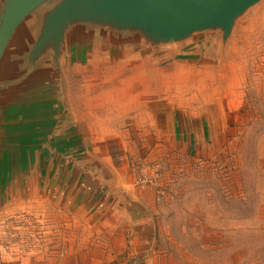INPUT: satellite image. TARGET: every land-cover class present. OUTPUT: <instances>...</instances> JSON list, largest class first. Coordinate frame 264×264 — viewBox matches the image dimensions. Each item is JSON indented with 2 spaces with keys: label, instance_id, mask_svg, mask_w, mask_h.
<instances>
[{
  "label": "water",
  "instance_id": "95a60500",
  "mask_svg": "<svg viewBox=\"0 0 264 264\" xmlns=\"http://www.w3.org/2000/svg\"><path fill=\"white\" fill-rule=\"evenodd\" d=\"M250 26H264V0H0V215L127 211L148 257L155 214L95 151L97 108L120 93L159 114L191 89L210 116L235 92L230 51Z\"/></svg>",
  "mask_w": 264,
  "mask_h": 264
},
{
  "label": "rangeland",
  "instance_id": "374dc122",
  "mask_svg": "<svg viewBox=\"0 0 264 264\" xmlns=\"http://www.w3.org/2000/svg\"><path fill=\"white\" fill-rule=\"evenodd\" d=\"M230 54L240 58L235 92L212 105L210 119L196 109L179 112L181 122L166 133L164 145L145 151L159 163L164 192L145 183L130 188L158 212L154 249L132 264H264V26H250ZM129 100L111 93L102 98L96 115L100 138L94 149L118 167H133L134 140L140 134ZM188 115L204 121L208 132L199 135ZM31 216L0 215L3 257L29 251L15 242L23 217L22 243L30 242ZM146 246L145 241L140 250Z\"/></svg>",
  "mask_w": 264,
  "mask_h": 264
},
{
  "label": "crops",
  "instance_id": "0c3cea01",
  "mask_svg": "<svg viewBox=\"0 0 264 264\" xmlns=\"http://www.w3.org/2000/svg\"><path fill=\"white\" fill-rule=\"evenodd\" d=\"M109 94L104 95L103 98ZM201 101H204L203 98H199L193 90H179L167 107L170 110L169 113L163 116L133 99L129 100L134 111L131 115L136 117L134 122L136 129L140 130L139 138L134 140L136 144H134L133 167L128 164L118 167L106 161L102 154L96 152L117 171L123 186L130 190L132 186L140 185V176L137 167H135L138 159L143 158L145 162L158 163L150 160L145 151L158 149V145L163 146L164 141H167L166 133L173 131L175 128L173 120L178 116L175 110L189 111L193 109V112H196V110L203 112L201 109L204 107L196 106ZM101 103L102 100L97 109H99ZM206 109L202 115L204 119H210L211 116L205 114ZM188 119L199 130L198 132L194 128L199 135L208 132L204 121L200 124L193 121L189 115ZM169 141L171 144L175 143L173 140L169 139ZM201 147L202 143H200V148L198 147L197 150L201 151ZM142 150H144L143 154L140 153ZM125 180L129 182V185L124 183ZM136 197L146 204L156 217L158 212L155 211L154 207L139 195H136ZM146 197L148 196L146 195ZM8 212H13V216L16 213L32 214L33 230L31 235L28 236L31 237L30 242L23 244L22 231L25 218L23 217L19 226L22 229L20 231L21 235L15 243L19 247L29 248V251L23 250L26 253H20V255L14 257H3L5 264H132V262L137 263V257L142 256L145 251V248L143 251L140 250L141 244L145 243V231L134 228L133 219L127 211H119L109 215L78 214L52 203L42 202L18 206L9 209V211L6 210L4 213ZM41 234L43 236L39 238L37 235ZM11 248L16 249L17 247ZM7 254L9 255V253Z\"/></svg>",
  "mask_w": 264,
  "mask_h": 264
},
{
  "label": "built area",
  "instance_id": "2783aa9c",
  "mask_svg": "<svg viewBox=\"0 0 264 264\" xmlns=\"http://www.w3.org/2000/svg\"><path fill=\"white\" fill-rule=\"evenodd\" d=\"M138 175L140 176V183H145L153 186L158 194H163L164 190L159 187L160 166L158 163L145 162L143 158L136 161ZM0 264H5L0 243Z\"/></svg>",
  "mask_w": 264,
  "mask_h": 264
}]
</instances>
